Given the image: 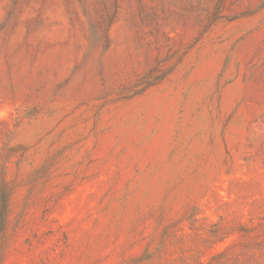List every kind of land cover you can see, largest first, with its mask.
<instances>
[{
	"label": "rangeland",
	"instance_id": "1",
	"mask_svg": "<svg viewBox=\"0 0 264 264\" xmlns=\"http://www.w3.org/2000/svg\"><path fill=\"white\" fill-rule=\"evenodd\" d=\"M0 264H264V0H0Z\"/></svg>",
	"mask_w": 264,
	"mask_h": 264
},
{
	"label": "bare ground",
	"instance_id": "2",
	"mask_svg": "<svg viewBox=\"0 0 264 264\" xmlns=\"http://www.w3.org/2000/svg\"><path fill=\"white\" fill-rule=\"evenodd\" d=\"M90 4V3H89ZM93 5V4H92Z\"/></svg>",
	"mask_w": 264,
	"mask_h": 264
}]
</instances>
